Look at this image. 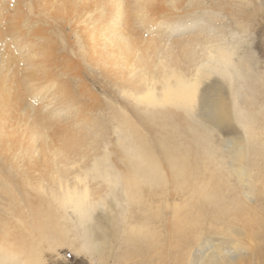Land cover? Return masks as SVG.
I'll list each match as a JSON object with an SVG mask.
<instances>
[{
    "label": "bare ground",
    "instance_id": "bare-ground-1",
    "mask_svg": "<svg viewBox=\"0 0 264 264\" xmlns=\"http://www.w3.org/2000/svg\"><path fill=\"white\" fill-rule=\"evenodd\" d=\"M9 6L10 27L24 29L18 40L29 60L68 55L50 35L62 34L66 42L71 38L75 61L99 64L122 80L120 93L144 108H161L147 112L146 120L158 125L150 139L137 124L145 115L140 110L134 120L113 111L120 167L108 148L77 173L68 162L52 161L58 163L55 185L34 186L37 206L24 192L30 184L23 178L13 185L6 175L4 184L16 190L10 201L24 202L26 211L16 231L0 221V264H44V249L66 246L104 260L118 238L115 264H264V112L255 109L264 100V65L239 53L249 50L244 44L254 31L244 21L248 4L232 12L223 7L229 0H12ZM230 16L239 17L237 39L221 32ZM256 33L264 56V31ZM176 35L183 36L169 41ZM150 54L166 64L154 69ZM186 61L192 70L182 72ZM216 73L230 80L233 102L217 91L223 84ZM189 111L203 127L186 121ZM67 208L78 225L73 237V226L63 224Z\"/></svg>",
    "mask_w": 264,
    "mask_h": 264
},
{
    "label": "rangeland",
    "instance_id": "rangeland-1",
    "mask_svg": "<svg viewBox=\"0 0 264 264\" xmlns=\"http://www.w3.org/2000/svg\"><path fill=\"white\" fill-rule=\"evenodd\" d=\"M211 1L218 2L219 0ZM0 2L5 5L4 7L0 3V221L5 220L3 224L7 223L11 228L10 231H16V227L22 220L21 212L26 211V205L24 202L14 204L16 202L10 201L9 193H15L16 190L8 187L11 184H4L7 177L10 179L9 176H11L13 185L18 184L24 178L23 180L30 184L24 188L29 203L37 206L41 196L34 190V186L39 184V186L49 188V183L52 186L55 185L53 180L57 175L55 171L58 163H54L55 166H53L52 161L65 164L68 162L67 167L77 173L84 170L79 167L86 165L94 154L103 152L104 148H108L106 151L114 153L117 149V129L114 125L115 121L110 119L113 111L125 113L134 120V109L140 110L145 115L143 118L137 119L138 121L143 120L137 124L150 139L152 137L150 130H156L158 125L146 120L147 112L150 109L161 107L144 108V104L138 103L135 96L128 97L125 93H120L118 89L122 87V80L104 73L99 64L93 65L87 59L75 61L70 52L72 46L69 47L71 38L69 37V41L66 42L62 34L57 36L55 33H51L50 35L54 36L56 40L54 41L57 50L65 52L62 50L65 48L68 55L51 59L29 60L26 57L28 55L24 52V50L26 51L25 45L18 40L24 29L16 31L10 27V6H7L12 3V0H0ZM229 2V7H223L230 12L234 9L237 10V5L240 3L248 4L244 10H247L250 15L244 21L246 22L248 19V24L251 26L248 28H251V31L254 29L244 44L246 47L249 46V50H240L239 53L243 57L254 56L264 65V56L258 52L255 44L258 40L257 28L261 27L264 31V0H229ZM224 17L225 14L222 15V19ZM238 18V16H230V20L224 19L227 26L222 27L221 32L227 38L231 39V34L235 39L241 36L238 33L240 27L235 20ZM181 36L183 35L172 36L169 41L178 42L181 40ZM156 58L154 54L148 55L147 63L153 64L154 69L159 65L166 64L163 60L159 61ZM183 60L181 58L180 61ZM181 64L182 72H187L188 69L192 70L191 61L181 62ZM77 72H79L78 75H76ZM215 75L219 77V80L221 79L223 84L221 88H216L217 91L223 90L225 96L231 98L233 102L230 80L227 77L221 78L217 73ZM154 90L159 93V83H155ZM93 101L96 103L94 106ZM167 107L169 110L176 109L172 106ZM255 109L256 113L264 112V100L260 101ZM184 115L189 124L201 125L200 120L192 111L184 113ZM87 117L92 119V123L87 121ZM200 125L199 127H203ZM92 129H95L94 132H91ZM203 129L218 142L219 137L213 134L209 128ZM116 156V153L112 154L110 160L120 167L121 163ZM5 169L6 172L9 171L7 174ZM94 184L92 182L91 186ZM94 188V197H99L102 194L101 188L98 185H94ZM55 190L62 192L57 188ZM117 190L119 192L120 187ZM48 196L49 194L45 195V192L42 194V198L47 199ZM176 202L179 201L169 203ZM119 211L121 210L117 207V213ZM63 212L67 217L63 220V224L73 226L72 229L69 228L70 236L73 237L74 228H78L75 215L68 208L61 211V213ZM108 213L110 214L109 211ZM93 214L101 215L102 213L100 210L94 209ZM104 222L107 224L106 221ZM116 227L115 229H117ZM79 243L80 241L75 239V245L79 246ZM121 246V239L118 238L111 247L109 246L107 251V253L110 252L109 257L107 256L104 260L97 259L86 250H79V253L73 252L67 246L58 248L56 252L44 249V253H46L44 264H115L114 257L119 253L116 251H120ZM133 261H126L125 264H130ZM158 264H168V262L162 261Z\"/></svg>",
    "mask_w": 264,
    "mask_h": 264
}]
</instances>
